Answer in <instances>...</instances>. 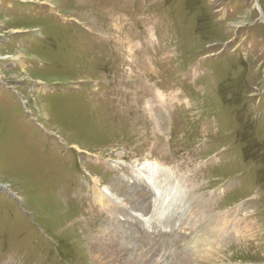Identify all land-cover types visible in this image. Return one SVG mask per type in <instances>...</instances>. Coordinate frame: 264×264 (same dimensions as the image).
Here are the masks:
<instances>
[{"label": "rangeland", "instance_id": "rangeland-1", "mask_svg": "<svg viewBox=\"0 0 264 264\" xmlns=\"http://www.w3.org/2000/svg\"><path fill=\"white\" fill-rule=\"evenodd\" d=\"M153 182L205 220L238 210L195 264H264V0H0V264H94L126 218L142 256ZM185 217L153 228L156 262L196 247Z\"/></svg>", "mask_w": 264, "mask_h": 264}, {"label": "bare ground", "instance_id": "bare-ground-1", "mask_svg": "<svg viewBox=\"0 0 264 264\" xmlns=\"http://www.w3.org/2000/svg\"><path fill=\"white\" fill-rule=\"evenodd\" d=\"M151 165L154 166L153 164H151ZM146 166H147V164H146ZM156 166L157 165H155V167L150 168V170L148 171V172H150L149 174L154 175V171H156L155 173L157 174V171H159L160 166L159 167L158 166L156 167ZM156 168H158V169H156ZM162 169H163V167H162ZM163 170L165 173H167V171H165L166 169H163ZM168 177H170L169 172H168L167 179H168ZM155 182H153L154 183L153 189L155 190L154 196H156V194H157V197H156V200H154V202H153V207L156 208L155 213L159 212V210H161V209H162V211H160L161 218H156V217H158V216H156L155 218H153L151 220V221H154L155 223L150 222V223H154V224H151L152 225V233H149L148 232L149 229H148V231L146 230L145 234L143 235L144 239L149 237V239L145 240L146 249H147L146 252L142 256H139V257L136 255L133 256L134 246H132L130 248L131 251L129 248H127V249H124L125 247L121 248L122 245L117 242L119 240H116V238H114L115 236L117 237V234L121 233L124 229H125V233L127 231H129L130 234L134 237L137 235H142L143 233H140L139 232L140 230H138V225H140L142 222L138 221L135 218V221L137 222L136 225H134L132 223H131V225H129L128 223H130V222L127 220V218L123 223L121 222L120 219L119 220L117 219L118 221L116 224L114 221L109 220V223L112 225H109L107 223L108 221H106L105 223H102L103 224V225L101 224L102 228L100 226V229L95 236V240H93V243H91V245H90V252L89 253H91V255H92L94 264H160L154 260L155 256L152 257V255L150 253L151 252L150 249H153L157 242H161L160 240H158L159 236H157V235H161L162 233L159 231H156V229L154 230L153 228L156 227L157 223H158L159 225H163V228L167 226L165 229L167 230L168 228H170V232H172L174 225L176 227L178 226V228H179V225H176V222L179 221L181 223L180 219H185L186 218L185 216H187V215H189V218H190L189 224H195V223L202 224L203 222H205V223L200 227V229H198L196 231L195 242H194V239L192 237L190 239V242L188 240L189 238L188 239H187V237L182 238L183 244L180 248H183L184 246H187V248H188V246H190L191 240L194 242V245L196 247L190 248L187 251L180 252L179 258L177 260L173 259L174 261H172V262H175L174 264H195L197 262H204V261L208 260V258L210 256L214 255L212 253V250H214V251L217 250L214 247L219 245L220 239L223 237L224 234H226L225 233L226 230L231 229V231H232V229H233V231H234V229L236 230V228L241 227L240 221L238 220V223H237V220L235 218V215H236L238 210L232 209V211H230L228 214H222V215L220 214L217 216L213 215L210 217V220H205L206 217H202L200 215L201 209H200V206L198 204H195V205H197V209L199 211L196 209L195 206L193 208H191V206L185 207V205H183V203H182L183 199L181 200V198H184V200H185L184 195H186V194H184L185 192L180 191V190H183L181 188V186L179 185L180 183L178 185H176V187L171 185L170 189H164L165 195L160 197L159 193L156 191V186H158V184ZM177 186L180 188V190L177 188ZM158 190H159V188H158ZM95 194L97 195L98 193H95ZM97 197L99 198L98 201L100 203H102V204L105 202L107 203V200L104 198V196L102 194H98ZM169 197H172V198H169ZM172 200H173V202H172ZM201 202L202 201H199L198 203H201ZM163 206H167L168 208L163 207ZM183 207H185V209L186 208L187 209L183 210ZM139 209H140V207H139ZM237 209H238V207H237ZM117 211L123 212L121 214L124 215V211L121 210V208H119ZM171 216H175V218H174L175 220L171 221V223L165 222V220H166L165 218H168V217L171 218ZM120 224H121V226H120ZM110 226H112V228H113L112 230H110ZM175 226H174V228H176ZM140 228L142 229V228H144V226L141 225ZM161 228H162V226H161ZM182 231H183V228H182ZM153 236L154 237L157 236V239L153 238ZM123 237H124V239L126 238L125 236H123ZM176 237L177 236L172 237V242L175 240ZM166 242L169 243L168 241H166ZM160 246L161 245L159 244L158 248ZM180 248H178V250ZM154 251H156V253H157L158 250L156 249V247H155ZM211 253L213 255H210ZM159 254L161 255V253H158L157 255H159ZM170 254H168L169 260L170 259L172 260V257ZM157 255H156V258H157ZM163 258H166V257L162 255V258H160L159 260H163Z\"/></svg>", "mask_w": 264, "mask_h": 264}]
</instances>
